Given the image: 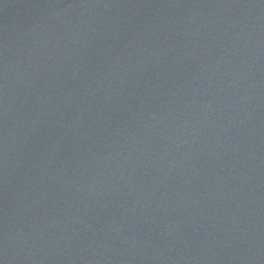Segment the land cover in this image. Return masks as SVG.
Masks as SVG:
<instances>
[{
    "label": "water",
    "instance_id": "water-1",
    "mask_svg": "<svg viewBox=\"0 0 264 264\" xmlns=\"http://www.w3.org/2000/svg\"><path fill=\"white\" fill-rule=\"evenodd\" d=\"M0 264H264V0H0Z\"/></svg>",
    "mask_w": 264,
    "mask_h": 264
}]
</instances>
